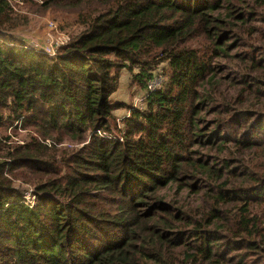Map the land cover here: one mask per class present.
<instances>
[{
	"label": "trees",
	"instance_id": "obj_1",
	"mask_svg": "<svg viewBox=\"0 0 264 264\" xmlns=\"http://www.w3.org/2000/svg\"><path fill=\"white\" fill-rule=\"evenodd\" d=\"M21 1L81 30L12 45L0 0V264H264V0Z\"/></svg>",
	"mask_w": 264,
	"mask_h": 264
},
{
	"label": "rangeland",
	"instance_id": "obj_2",
	"mask_svg": "<svg viewBox=\"0 0 264 264\" xmlns=\"http://www.w3.org/2000/svg\"><path fill=\"white\" fill-rule=\"evenodd\" d=\"M10 3H12V0H9ZM15 3L13 4L14 11H16L19 14H22L28 18V24L18 28L15 32H7L10 34V38L13 40H10L8 42L13 44H23L25 48H40L42 45H47L49 42V38L47 37V34L50 32L47 27V23H53L56 26L57 32L67 34L69 37V42L72 38L77 36V34L80 32L81 28L75 24L74 16L66 12L65 10H48L44 13L38 12L32 7L31 4H27L22 2L21 0H13ZM38 2V1H37ZM53 35H56V32H50ZM68 42V43H69ZM162 80L165 82V77L161 78V84ZM163 82V83H164ZM131 75L127 70H122L119 75V83H118V89L112 96L113 100H119L121 102H124L125 105H131L133 104V107L142 108L144 106V102H138L137 98L143 97L144 93L137 92L134 97L131 98V95L133 93V90L131 88ZM144 101V100H143ZM115 116L117 117V124L118 126H121V119L123 116L127 114L126 109H120L116 110ZM122 127V126H121ZM28 130V131H27ZM31 128H27L26 130H3L0 129V136L4 134H9L10 138H12L17 143H23L27 142L29 139V136L31 135ZM114 130V129H113ZM114 134H117L118 131L114 130ZM81 145H74L73 143L65 142L61 145H59L57 148L62 149H75L79 148ZM2 156L0 155V161L2 160ZM46 160V159H44ZM46 162H50L47 160ZM20 175V174H19ZM22 176V175H21ZM24 177V178H23ZM33 181L31 179L30 174H24L22 177L18 176L13 181V185L15 188H18L22 192H25V201L29 204L32 208H36V205L38 203V200L36 198H32L34 183L41 182L43 183L48 177L43 178H37ZM29 179V181H28ZM32 192V193H31ZM169 194L171 195V191H169ZM43 195H47L45 193H40V197ZM169 198V197H168Z\"/></svg>",
	"mask_w": 264,
	"mask_h": 264
},
{
	"label": "built area",
	"instance_id": "obj_3",
	"mask_svg": "<svg viewBox=\"0 0 264 264\" xmlns=\"http://www.w3.org/2000/svg\"><path fill=\"white\" fill-rule=\"evenodd\" d=\"M46 25L48 27V30L50 32H56V35H53L52 33L49 32L47 34V37L50 39L48 44L42 45L40 48H36V49L43 51L44 53H46L47 55H49L51 57H56L58 55L59 49L61 47L65 46L66 44H68L69 37L67 36V34L57 32L56 26L53 23L48 22ZM161 78L162 77L155 76L151 81H149L147 84L148 91H154V90L158 89L160 87V84H161ZM144 99H145L144 96L139 97V98H137V101L141 103V102H143ZM32 198H34V197L32 196ZM28 204H29V202H28Z\"/></svg>",
	"mask_w": 264,
	"mask_h": 264
}]
</instances>
